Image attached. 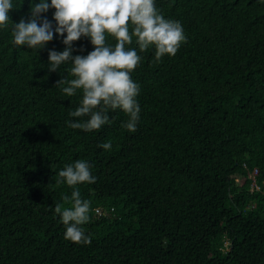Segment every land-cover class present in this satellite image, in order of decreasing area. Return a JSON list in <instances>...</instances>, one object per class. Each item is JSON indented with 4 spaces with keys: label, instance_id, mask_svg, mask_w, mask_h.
I'll use <instances>...</instances> for the list:
<instances>
[{
    "label": "trees",
    "instance_id": "16d2710c",
    "mask_svg": "<svg viewBox=\"0 0 264 264\" xmlns=\"http://www.w3.org/2000/svg\"><path fill=\"white\" fill-rule=\"evenodd\" d=\"M21 2L13 23L28 18ZM156 6L181 22L187 42L160 61L138 52L135 133L120 110L99 132L70 129L79 96L55 84L72 78L71 66L46 68L62 37L36 55L12 45L11 23L0 31V264H264V3ZM73 47L92 50L86 38ZM109 140L111 151L98 147ZM80 159L97 178L78 186L91 204L87 246L64 239L56 212L72 191L58 172Z\"/></svg>",
    "mask_w": 264,
    "mask_h": 264
},
{
    "label": "clouds",
    "instance_id": "9594fccd",
    "mask_svg": "<svg viewBox=\"0 0 264 264\" xmlns=\"http://www.w3.org/2000/svg\"><path fill=\"white\" fill-rule=\"evenodd\" d=\"M28 3L27 20L21 18L13 23L9 12L18 7L14 6V0H0V31L8 30L11 23L12 45L18 49L23 46L36 55L54 35L62 37L63 50H48L46 68L48 72L60 73L61 66H71L72 78L65 76L55 84L62 95L79 96L78 106L68 113L72 119L65 122L67 126L85 133L99 132L111 123L109 113L120 110L127 117L123 128L135 133L140 122L141 89L131 73L142 62L138 52L153 50L156 61L174 57L187 42L181 22L166 19L156 0H28ZM50 9L54 10L51 20L46 15ZM81 38L88 40L92 50L87 55H73L77 51L73 44ZM109 38L115 43H109ZM133 43L136 47H132ZM98 147L111 151L112 142ZM91 168L86 160H76L66 164L55 181L72 189L70 197H63L70 207L62 210L57 205L56 212L65 228L64 239L75 245L91 243L84 227L91 219V204L81 198L78 187L96 182Z\"/></svg>",
    "mask_w": 264,
    "mask_h": 264
},
{
    "label": "built area",
    "instance_id": "2783aa9c",
    "mask_svg": "<svg viewBox=\"0 0 264 264\" xmlns=\"http://www.w3.org/2000/svg\"><path fill=\"white\" fill-rule=\"evenodd\" d=\"M256 173H257V171H256V169H254V171H253V172H249L248 175H249V177L253 180L251 186H252L254 189H256V190H259V189H260V186H259V184L256 183V180H255V174H256ZM97 210H98V213L101 214L100 209H97ZM104 214H106V213H104Z\"/></svg>",
    "mask_w": 264,
    "mask_h": 264
}]
</instances>
